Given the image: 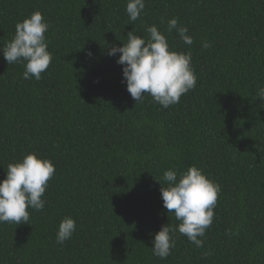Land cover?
<instances>
[{
	"label": "trees",
	"instance_id": "1",
	"mask_svg": "<svg viewBox=\"0 0 264 264\" xmlns=\"http://www.w3.org/2000/svg\"><path fill=\"white\" fill-rule=\"evenodd\" d=\"M127 2L0 0V48L40 11L53 56L36 81L0 52V181L30 153L56 169L43 211L29 209V224L0 223V264H264V0H145L134 24ZM172 18L191 46L167 31ZM152 25L171 50L191 51L197 77L166 109L151 96L137 103L120 54H107ZM193 165L221 186L213 223L203 247L175 233L162 260L155 234L180 223L163 206V174ZM69 216L76 230L59 245Z\"/></svg>",
	"mask_w": 264,
	"mask_h": 264
},
{
	"label": "clouds",
	"instance_id": "2",
	"mask_svg": "<svg viewBox=\"0 0 264 264\" xmlns=\"http://www.w3.org/2000/svg\"><path fill=\"white\" fill-rule=\"evenodd\" d=\"M145 0H128L126 12L134 24L145 10ZM178 18L167 23L169 33L174 30L185 45L191 46L193 38L187 27L178 26ZM50 24L40 11H34L28 18L18 22L15 35L0 52L8 64L19 63L24 66L23 79L40 81L42 73L50 66L53 59L48 51L49 42L46 33ZM147 36L141 38L135 30L127 33V42L123 46H108V55L115 57L123 66L122 82H126L131 97L141 103L147 96L163 108L180 102L183 95L194 89L197 77L192 68V53L171 50L167 37L156 25L146 27ZM202 47H211L209 42L202 41ZM91 56L92 54L89 53ZM256 95L264 101V86H257ZM136 103V104H137ZM55 166L49 159L36 153L26 154L20 161L9 163L6 179L0 181V223L29 224V209L43 211L46 200L42 199L49 181L54 177ZM161 185L160 180L156 179ZM163 181L167 187H161L163 206L169 213H174L178 226H162L155 234L154 256L166 259L176 247L175 233L187 237V240L198 248L203 247L206 230L214 219V209L221 186L210 180L203 170L195 165L187 171L166 170ZM76 230V221L65 217L58 228L56 243L63 245L70 240Z\"/></svg>",
	"mask_w": 264,
	"mask_h": 264
}]
</instances>
